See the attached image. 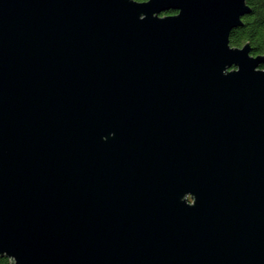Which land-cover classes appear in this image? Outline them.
I'll return each instance as SVG.
<instances>
[{"label":"water","instance_id":"obj_1","mask_svg":"<svg viewBox=\"0 0 264 264\" xmlns=\"http://www.w3.org/2000/svg\"><path fill=\"white\" fill-rule=\"evenodd\" d=\"M251 14L0 0V257L264 264V56L230 45Z\"/></svg>","mask_w":264,"mask_h":264},{"label":"trees","instance_id":"obj_2","mask_svg":"<svg viewBox=\"0 0 264 264\" xmlns=\"http://www.w3.org/2000/svg\"><path fill=\"white\" fill-rule=\"evenodd\" d=\"M135 1L144 3L149 0ZM247 5L252 9V14L243 19V27L232 32L230 45L232 48H243L249 44L253 57L264 56V0H247ZM261 69L264 70V65ZM0 264H11V261L7 257H0Z\"/></svg>","mask_w":264,"mask_h":264}]
</instances>
